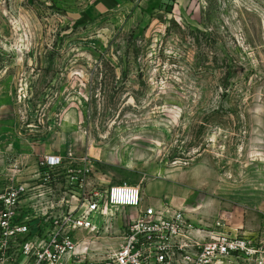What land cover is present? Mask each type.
Segmentation results:
<instances>
[{
  "label": "rangeland",
  "instance_id": "1",
  "mask_svg": "<svg viewBox=\"0 0 264 264\" xmlns=\"http://www.w3.org/2000/svg\"><path fill=\"white\" fill-rule=\"evenodd\" d=\"M99 1L0 0V174L32 147L89 156L99 189L163 184L195 229L238 216L245 250L223 264H264V0H111L83 18ZM107 213L96 259L128 215Z\"/></svg>",
  "mask_w": 264,
  "mask_h": 264
},
{
  "label": "built area",
  "instance_id": "2",
  "mask_svg": "<svg viewBox=\"0 0 264 264\" xmlns=\"http://www.w3.org/2000/svg\"><path fill=\"white\" fill-rule=\"evenodd\" d=\"M89 156L24 154L0 174V264H221L245 250L223 233L200 240L179 209L143 204L142 187L104 189ZM124 209L120 244L102 259L88 253L112 232L111 209ZM200 230V229H199Z\"/></svg>",
  "mask_w": 264,
  "mask_h": 264
},
{
  "label": "crops",
  "instance_id": "3",
  "mask_svg": "<svg viewBox=\"0 0 264 264\" xmlns=\"http://www.w3.org/2000/svg\"><path fill=\"white\" fill-rule=\"evenodd\" d=\"M116 0H114L115 2ZM113 6V3L111 2V0H106V1H99L96 2L92 5H90L89 7H87L84 12H83V18L87 19V20H91V19H95L98 16L102 15L104 12L109 10V7ZM34 153L32 154H50L49 151H42V152H38V149L36 150L35 147H32V150ZM170 192L168 191V189L165 187V185L163 184H159V183H155L154 185H151L148 189V191H146V195L143 194V204L144 205H149L154 207L155 209H171L168 206H164V200H168L170 199ZM173 200H175L174 202L179 203L180 205L183 203L182 202V198L181 197H173ZM168 202V201H166ZM169 204V202H168ZM201 214L200 216H204V208H201L200 210ZM199 212V214H200ZM185 214V213H184ZM185 216L187 218L188 215L185 214ZM193 218V216L191 217ZM203 218V217H201ZM194 221H198L197 217L194 216ZM202 221V220H201ZM226 224L228 225H224L221 228H212L214 230V232L212 231V229H209L208 231H203V230H199V229H191L189 231V234L193 237H196L200 240H204L205 237H211V235L214 234H218V232H221L223 234L226 235H230L233 236L234 232L235 234H237L236 232H238V230H240L239 232H241L243 224L242 222L238 219V216L234 215V214H230V218L229 219H225ZM230 257V256H229ZM224 263V262H223ZM221 263V264H223Z\"/></svg>",
  "mask_w": 264,
  "mask_h": 264
}]
</instances>
